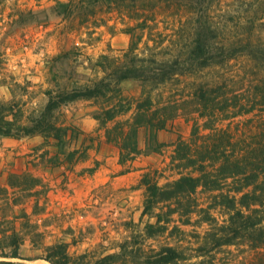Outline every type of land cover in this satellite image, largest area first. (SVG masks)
Masks as SVG:
<instances>
[{
	"label": "rangeland",
	"instance_id": "374dc122",
	"mask_svg": "<svg viewBox=\"0 0 264 264\" xmlns=\"http://www.w3.org/2000/svg\"><path fill=\"white\" fill-rule=\"evenodd\" d=\"M59 2H71L70 11L60 13ZM212 25L216 47L232 43L240 50L227 62L200 67L190 51L198 31L208 34ZM132 40L136 59L155 61L151 69L160 67L170 78L159 84L122 81L131 110L101 123L94 117L107 105L101 100L62 104L52 119L68 128L63 147L39 133L0 136V227H14L22 237L20 257L0 255V261L52 264L46 249L62 243L71 264H147L145 258L165 246L183 257L168 264H264V244L242 237L216 245L210 237L222 235L227 225L230 210L221 194L230 193L231 179L220 189L198 186L183 201L188 216L174 213L167 229L154 236L146 232L156 219L142 213L141 183L147 172L161 186L181 175H199L198 166L180 155L204 159L199 163L215 172L218 160L209 157L218 135L230 152L250 162L261 157L264 0H0L1 112L29 123L45 109L47 91L93 84L123 62ZM206 84H220L219 98L226 95L231 106L203 107L197 89ZM147 96L155 121L161 119L164 127L154 142L150 127L139 126L140 153L121 163L119 141L106 132L118 124L127 131L137 103ZM119 132L113 137L119 139ZM180 140L185 146L177 152ZM167 205L176 204L161 202L154 211Z\"/></svg>",
	"mask_w": 264,
	"mask_h": 264
},
{
	"label": "trees",
	"instance_id": "16d2710c",
	"mask_svg": "<svg viewBox=\"0 0 264 264\" xmlns=\"http://www.w3.org/2000/svg\"><path fill=\"white\" fill-rule=\"evenodd\" d=\"M71 5V2H59L55 8L59 9L60 13H64L70 11ZM208 32L207 34L204 30L198 31L195 45L192 46L190 51L191 57L197 60L200 67L227 62L240 50L232 43L216 47L214 44L216 27L213 25L208 26ZM129 33L133 37L134 29H130ZM250 44L251 42L246 43L243 50H247L246 48ZM134 46L135 41L132 40L129 49L124 54L123 62L113 64L111 73H106L104 77L93 82V84L77 86L73 89L64 88L56 92L47 91L49 100L45 109L39 115L30 119L29 123H22L18 118H9L8 115L3 114L0 110V136L19 138L39 133L53 137L57 141V146L63 147L66 144L65 137L67 136L68 128L58 126L52 119L54 111L62 104L79 98L101 100L107 105L94 115L101 123L113 120L122 112L131 110L132 105H129L128 101H124L125 99L119 87L122 81L134 78L141 79L145 83L153 82L154 84H159L170 78L168 77V71L162 70L160 67L151 69L150 63L155 61L151 59V61H148V59L144 58L136 59ZM138 62L141 63L139 64ZM222 89L223 87L220 84L201 85L197 89V97L202 100L203 107L208 108L209 104H212V106H216L218 110L222 111L231 106L229 97L225 95L219 98L221 96L219 92ZM151 106V98L147 96L143 101L137 103L135 121L127 131H124L119 126L120 124L107 130L106 133L109 140L119 141L121 163H125L140 153L137 144V128L139 126L150 127L151 140L154 142L155 132L164 127V121L161 122V119L155 121V112H151ZM1 107L3 108V106ZM118 129H120L118 133L119 139L112 135ZM222 137L218 135L214 140L211 148V152L214 155L209 157L218 160L219 165L215 168V172L208 170L206 165L199 163L203 162L204 159L195 161L186 157V155H180L179 160L187 158L193 166H198L199 175H181L179 178L161 186L150 173L143 174L141 183L145 187V199L142 213L149 214L156 219L154 223H148L146 226V232L149 236H154L167 229V224L172 221L174 213H177L181 218L188 216L190 209L182 208L183 201L190 197L198 186H211L214 189H220L222 182L226 179H231L230 186L232 189L230 193L221 194L222 204L230 210L227 225L222 227L223 233L220 236L210 233L212 241L216 245L234 244L237 239L246 237L256 246L264 244V152L261 153V157H256V160L250 162L243 155H236L230 152L227 144L218 141ZM228 144H231L230 141H228ZM184 146L185 143L180 140L177 152L184 150ZM76 153L77 150L69 151L67 153L68 160L71 161ZM198 163L200 165H196ZM167 201L174 202L176 205L174 207L167 205L169 207L168 210H161L160 208V211H154L161 202ZM185 220L184 223L189 222V218ZM2 224V221H0V226ZM1 228L0 255L13 258L20 257L19 249L22 237L14 227L8 230ZM46 251L45 259L52 264H71V257L67 253L64 244L47 247ZM115 256L116 254L109 255L108 258ZM180 258H183L182 252L172 246H165L153 255L147 256L144 262L147 264H168ZM0 264L26 263L0 261Z\"/></svg>",
	"mask_w": 264,
	"mask_h": 264
}]
</instances>
